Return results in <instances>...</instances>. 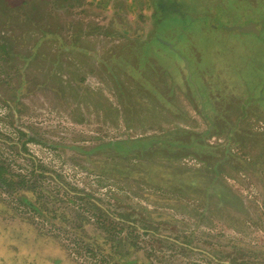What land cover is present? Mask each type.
<instances>
[{"label": "rangeland", "instance_id": "obj_1", "mask_svg": "<svg viewBox=\"0 0 264 264\" xmlns=\"http://www.w3.org/2000/svg\"><path fill=\"white\" fill-rule=\"evenodd\" d=\"M248 6L264 0H0V264H110L96 243L264 264V20L226 29ZM207 131L209 153L134 147Z\"/></svg>", "mask_w": 264, "mask_h": 264}, {"label": "trees", "instance_id": "obj_2", "mask_svg": "<svg viewBox=\"0 0 264 264\" xmlns=\"http://www.w3.org/2000/svg\"><path fill=\"white\" fill-rule=\"evenodd\" d=\"M253 10L254 9L249 7V6L245 9H243L245 14L241 15L240 19H237V20H239L238 22L241 23V25H246L250 22H257L258 23V22H261V20H264V10H262V11L259 10L258 12H257V10H255V11H253ZM247 12H256V14L254 16H252V15L250 16V14ZM259 103L264 104V92L261 93V100L258 101V104ZM209 134L210 133L207 131L203 135L194 137L195 139H192L190 142L176 143V144L171 143V142L170 143L167 142L166 140L168 137L164 136V137H162V139L159 138L158 140L153 138V139H149V141L147 140V141L137 142L134 144V147L140 146L143 149V151L144 150L146 151V145L148 143L155 142L157 144L168 145V147H170V148L175 147L177 150H184V151L190 150V151H193L192 153L199 155V154H202L203 152H206V151L209 153V151L217 150L216 146H211L207 143L205 144V140H207V137ZM199 142H201L202 144H200ZM123 145L125 146V144H123ZM225 152L228 153L229 151L226 149ZM222 162H224V161H220V162H218V164L219 163L221 164ZM215 166H216V164L214 165L215 176L212 177L211 183H210L211 187H214L213 194H215L220 201H224L228 204H233L232 201H236L237 198L234 196V194L226 186H222L216 182V180L218 179V170L215 169ZM3 169H4L3 166L0 164V180L6 186H8L10 188L14 187L13 186L14 185V179H13L14 177L13 176L11 177L9 175L6 176L7 174H6L5 170H3ZM216 184L220 185V186L217 187ZM12 189H14V188H12ZM22 201L23 202L25 201L24 203L26 205L30 206L31 208H33L34 210H37V207L34 204H31L30 202H28L27 198H25V197L22 198ZM131 226L134 227V225H131ZM144 234H148V232L146 231V232H144ZM150 235L152 237L156 236L154 233H150ZM114 238H115L114 240H116L121 245L123 242L126 241V239L123 235L115 234ZM134 243H135L134 246L136 247V245H138V244H136V242H134ZM176 244H178V243H176ZM96 245L100 249L101 252H107V254H105L106 256L104 258L107 259V262H109V263L111 262L110 264H141V258L138 257L137 251H135V253L137 255L136 258H128V257L125 258L124 255H121L119 253L116 255V257H117L116 258L115 256H113V255H115V254H113L114 253L113 250L115 249V244L112 243L110 247L106 243H103L102 245L96 243ZM128 254H130V252L127 253V255ZM172 256H174V255L167 257V259L172 258ZM113 257L116 259H113ZM54 264H61V262L57 261Z\"/></svg>", "mask_w": 264, "mask_h": 264}, {"label": "water", "instance_id": "obj_3", "mask_svg": "<svg viewBox=\"0 0 264 264\" xmlns=\"http://www.w3.org/2000/svg\"><path fill=\"white\" fill-rule=\"evenodd\" d=\"M259 24L257 22H250L246 25L243 26H232L226 28L228 31H239L243 34H250V33H255V34H260V30L258 29Z\"/></svg>", "mask_w": 264, "mask_h": 264}, {"label": "crops", "instance_id": "obj_4", "mask_svg": "<svg viewBox=\"0 0 264 264\" xmlns=\"http://www.w3.org/2000/svg\"><path fill=\"white\" fill-rule=\"evenodd\" d=\"M242 1H251V0H242ZM243 26V25H242ZM260 29V28H259ZM262 31V29H260Z\"/></svg>", "mask_w": 264, "mask_h": 264}]
</instances>
